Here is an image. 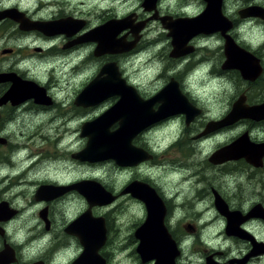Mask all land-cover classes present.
<instances>
[{"label": "flooded vegetation", "instance_id": "1", "mask_svg": "<svg viewBox=\"0 0 264 264\" xmlns=\"http://www.w3.org/2000/svg\"><path fill=\"white\" fill-rule=\"evenodd\" d=\"M143 4L154 5L146 10ZM124 5L132 10L123 15L113 12ZM215 5L220 20L224 22L226 19L231 24L224 35L250 53L260 68L253 80H244L237 70L223 67L226 40L220 32L194 36L187 43L193 48L192 52L179 58L170 57L171 39L161 19L170 18L174 22L194 18L205 10L204 0H155L152 3H145V0H0V11L17 9L30 22L58 24L49 25L51 28L42 33L22 31L16 22L0 20V73H15L23 80L35 82L44 88L50 99L48 104L35 103L32 98L18 105L7 102L0 106V139L5 140L0 144V264H127L124 260H116L122 252L128 253L134 264H155L154 259H142L136 252L139 240L135 231L144 223L146 210L141 201L130 193H123L133 182L148 185L162 202L165 233H161L166 234L173 248L169 256L172 257L171 264H264V119L244 117L219 125L239 101L248 108L264 104V97L259 95V90L264 91V40L255 44L238 36L239 29L246 23L264 24L261 15L242 17V12L250 7L261 8L258 14H263L264 0H221V4ZM126 19L125 28L117 36L126 42L134 40L128 24H144L134 48L126 53L96 56V44L90 40V34L111 20ZM8 25L12 32L2 29ZM154 28L153 41L144 43L147 31ZM9 40L13 41L10 45L7 44ZM161 45L168 46L169 51L159 63L156 58L160 57ZM150 48H154L152 56L160 67L155 80L144 86L124 75L121 58L138 56ZM75 55L73 61L71 57ZM210 58H215L213 63ZM112 62L126 85L133 87L140 99H151L173 81L190 105L199 110L188 123L182 114L170 116L134 135L131 145L147 152L150 159L131 167H119L112 160L104 161L112 163L120 173L130 171L131 176L122 182L119 190L94 176H81L79 168L82 166L88 168L103 162L76 160L73 156L78 151L69 150L68 140L61 142L54 138L47 154L37 152L27 145V141L21 144L10 140V134L17 135L18 117L26 110L33 116L39 110L57 104L62 107L61 103L68 104L69 108H61L64 115L53 114L51 121H55L63 134L77 133L81 138L82 124L101 113L92 119H83V116L105 102L109 103L108 108L111 107L117 97L87 108L76 105L75 100L101 68ZM68 63H71L69 69L91 73L78 83L75 91L65 90L72 82H62L55 94V87L51 89L48 84L27 75L36 68H43L45 72H55L56 76ZM187 68L203 69L205 75L225 84H231L234 78L238 84V96L218 117H208L200 100L194 98L190 90L191 82L183 83L182 74ZM9 87L8 82L0 83V97ZM158 106L156 102L153 109ZM34 107L37 109L33 113ZM39 116L42 118L48 114L39 112ZM208 127L210 129L206 131ZM116 129L117 124L110 128V132ZM240 141L243 144L235 145L238 152L234 159L215 160L218 152ZM243 145L251 147V153L241 155L239 150ZM61 147L63 150L59 149ZM64 151L67 152L66 165L61 161L49 164L60 159ZM177 153L182 159L173 158ZM63 169L67 171L63 172ZM160 170L164 173L163 179L158 178ZM82 180L99 182L114 197L108 205L90 208L93 220H99L104 227L105 240L97 250L98 256L85 259L81 258L83 245L67 229L88 210L86 200L75 190L60 196L50 191L43 195L48 199L36 198L41 186L64 187ZM29 186L31 193L27 189ZM121 201L125 205L133 203L136 212L142 216L140 222L129 224L128 220L118 218L120 208L115 207ZM186 203L192 212L185 211ZM186 249H190V254L192 249H200L196 252L199 257L186 256Z\"/></svg>", "mask_w": 264, "mask_h": 264}, {"label": "water", "instance_id": "2", "mask_svg": "<svg viewBox=\"0 0 264 264\" xmlns=\"http://www.w3.org/2000/svg\"><path fill=\"white\" fill-rule=\"evenodd\" d=\"M154 1L145 0V3ZM204 1L206 4L205 10L194 18L177 19L174 22H171L170 18L161 19V23L168 30V36L171 39L172 52L170 57L179 58L192 52L193 48L187 46V43L194 36L210 35L217 32L224 35L230 29L231 24L226 19L224 22L221 21L218 17V11L214 9V5L221 4V0ZM153 5L143 4L146 10L151 9ZM259 11H262V9L250 7L246 11L244 10V13L242 12V17L261 15L264 18V13L258 14ZM2 19H10L16 22L22 31L37 30L45 33L49 28L58 25L57 23L37 24L30 22L24 13L17 9L0 11V20ZM127 20H111L96 28L90 34V40L96 44L94 51L96 56L106 53H126L134 48L139 39L138 33L143 29L144 24L131 26V23H126L134 36L132 42H126L121 38H117V36L125 28L124 22ZM224 37L226 40L224 48L226 61L223 67L237 70L244 80H253L260 73V68L254 57L234 44L230 37L226 35ZM4 82L10 83V87L0 97V106L7 102L14 106L32 98L35 103L48 104L50 102L44 88L31 80L21 79L15 73H0V83ZM110 97H117V101L93 120L82 124L80 137L86 139V142L84 147L74 154L73 157L76 160L88 163L112 160L119 167L135 166L150 159V155L144 150L131 145L134 135L170 116L182 114L188 123L199 113V110L190 105L188 100L178 91L177 85L173 81L151 99H140L135 89L126 85L125 79L122 78L118 67L113 62L101 68L98 75L77 96L75 104L84 108L93 107ZM156 102L159 103V106L155 110L153 105ZM244 117L251 119L261 117L264 119V104L248 108L242 104V101H239L233 105L231 112L219 125H227ZM115 124H117V129L110 132V128ZM208 129L210 127L206 131ZM240 142L222 149L216 154L215 160L224 162L228 159H234L238 152L235 145L243 144L242 141ZM4 143L5 140L1 138L0 144ZM248 146L243 145L240 150L238 149L239 153L241 155L251 153V150H249L251 147ZM69 190L77 191L86 200L89 208L68 227L67 231L76 236L83 245L82 259L94 255L98 256L97 250L105 240V230L99 220H93L90 208L108 205L114 197L99 182L82 180L64 187L41 186L36 192V198L48 199L43 195L50 191H54L55 196H60ZM123 193H130L132 197L141 201L146 210L144 223L135 231V237L139 240L136 252L142 259H154L155 264H171L170 259L172 257L169 256L172 254L173 248L169 244L170 241L168 242L166 234L161 233H165L163 226L164 207L155 191L146 184L133 182Z\"/></svg>", "mask_w": 264, "mask_h": 264}, {"label": "rangeland", "instance_id": "3", "mask_svg": "<svg viewBox=\"0 0 264 264\" xmlns=\"http://www.w3.org/2000/svg\"><path fill=\"white\" fill-rule=\"evenodd\" d=\"M132 9L127 6H118L117 8L113 9V12L118 13V15H123L124 13H127L128 11H131ZM2 29L6 30V32H12L11 26H3ZM155 28L152 30H148V34L146 35V39L144 43H150L153 41ZM238 36L240 38H244L247 40H251L253 43L257 44L264 40V24L257 25L253 24L251 22L246 23L243 28H240L238 31ZM161 37V36H160ZM13 41L9 40L8 45L10 43L12 44ZM218 44V43H217ZM161 50L158 52L160 54V57L156 58L159 63L162 59L165 58L167 55L169 48L168 46H160ZM153 49H145L142 51V54L136 56V55H130L129 57L121 58V66L124 70V75L128 77L132 81L140 82L142 85L147 86L151 84L155 80V76L158 74L159 70L157 64L154 61ZM77 54V53H76ZM73 61L76 58L75 56L71 57ZM69 58L68 60L70 61ZM215 58H210L211 63H213ZM70 61V62H73ZM71 63H68L65 69H61L60 73H57L56 76H54L55 72H50L45 70L43 68H36L33 71L29 72L27 75L32 76L33 78L38 79L39 81H42L43 83L48 84L51 89L52 87H55L54 93L56 94V91L58 90V86L61 85L62 82H72V84L69 85V87L65 88L67 91H75V89L78 86V83L80 81L85 80V78L89 77L91 73L88 70H82V71H75L72 69H69V65ZM217 65V63H216ZM49 70V69H47ZM186 73L182 74V77H184L183 83L186 84L187 82L190 83V90L193 92L194 98H197L200 100V104L205 108L206 113L208 117L215 118L218 117L226 108H228L229 104L232 102L236 96H238L236 93L238 91V84L235 81L234 78H232L231 84H225L220 79H212L211 76L205 75L204 70L197 68V70H194V68H187L185 70ZM226 76V75H224ZM227 77V76H226ZM76 87V88H75ZM2 90V89H0ZM259 95H262L264 97V91L259 90ZM57 104V103H56ZM63 105L62 107L59 106V104L51 106L47 110H39V112L47 113L48 116H44L41 118L39 116V112L36 115L31 116L30 111L26 110L24 112L23 116H19L20 118L19 123L15 126L17 135L10 134V140L13 142H26L27 145L32 147L37 152H42L47 154L50 148V144L52 145L54 138L59 139L62 141H69V146L71 148L69 150H81L85 145V139L79 138V135L75 133L74 135H68L63 134L61 131V128L56 126L54 123L55 121H51L50 117L54 116L53 114L57 115L58 117H62L64 114L62 113L63 107H68V104L61 103ZM29 105H27L28 107ZM109 106L108 102H105V104H102L83 116V119L85 118H94L95 116L102 113L105 109H107ZM35 108V107H34ZM37 108L34 109L33 113L36 111ZM65 109V108H64ZM227 110V109H226ZM21 111V110H20ZM19 111V112H20ZM63 114V115H61ZM78 121L76 120L74 122V125L76 126ZM23 125L25 126L23 130ZM59 125V124H58ZM21 133V135H20ZM55 148V145H54ZM59 149H62L59 148ZM58 150V149H56ZM63 150V149H62ZM202 150V149H201ZM63 157L65 161L63 160ZM174 159H182V156L180 153H177L173 155ZM64 162L66 165L67 162V152L60 156V159L55 160L52 163H49L50 165H53L54 163L58 162ZM49 164L47 166H49ZM60 166V164H59ZM62 167V166H60ZM179 168L180 164L178 165ZM81 170V176L83 177H93L96 179H99L104 184H109L115 188H119L126 180L127 177H130L131 173L125 172L120 173L121 171L114 168V165L112 163L103 162L99 165L84 168H79ZM67 170L63 169V172H66ZM43 172H41L42 174ZM36 175V172H35ZM67 177V176H66ZM160 179L164 178V173L160 170L159 171V177ZM26 186V185H22ZM28 192L31 193V186L28 188ZM119 190V189H118ZM35 188L32 190L34 193ZM123 204V205H122ZM186 203V210L187 212H192L193 209L189 208V206ZM127 205V206H126ZM124 204V202H120L115 208H120L118 210V214L120 219L128 220L129 224H133V221H139L142 219V216L139 212H136L133 203L127 202V204ZM122 206V208H121ZM139 213V214H138ZM127 217V218H126ZM124 224V223H123ZM135 224V223H134ZM193 253L190 254V249H186L185 255L187 256L190 254V256L193 257H199L196 252L201 251L200 249H192ZM129 251L131 252V248L129 247ZM192 252V251H191ZM117 261L124 260L127 264H134L131 261L130 255L126 252H122L121 254L117 255L116 258Z\"/></svg>", "mask_w": 264, "mask_h": 264}, {"label": "bare ground", "instance_id": "4", "mask_svg": "<svg viewBox=\"0 0 264 264\" xmlns=\"http://www.w3.org/2000/svg\"><path fill=\"white\" fill-rule=\"evenodd\" d=\"M72 135H73V134H72ZM72 135H71V136H72Z\"/></svg>", "mask_w": 264, "mask_h": 264}]
</instances>
